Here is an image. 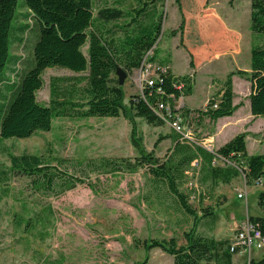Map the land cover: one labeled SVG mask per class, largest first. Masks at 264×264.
Here are the masks:
<instances>
[{"label": "rangeland", "instance_id": "1", "mask_svg": "<svg viewBox=\"0 0 264 264\" xmlns=\"http://www.w3.org/2000/svg\"><path fill=\"white\" fill-rule=\"evenodd\" d=\"M183 1L198 2L200 6L207 4L211 7L210 12L222 14L226 22L234 15L232 27L236 25L242 33V53L251 56L252 44L262 36L251 31L250 0ZM107 2L111 3V0ZM103 4L104 0H95L94 12ZM162 9L164 17L157 60L168 57L175 74L193 73L189 52L180 45L179 32L171 34V30L178 28L181 22L175 0H165ZM184 12L187 16L191 14L188 4H184ZM26 22L30 28L22 40L12 46L13 53L21 57L17 65L21 71L30 66L37 34L33 18ZM232 27L230 29H234ZM117 35H122V32L118 31ZM188 46L196 51L191 43ZM227 50L223 47L217 51ZM83 51L87 54V45ZM239 64V68L234 67L233 70L250 71L248 59ZM226 69L216 64L201 65L197 76L195 74L193 93L174 100L173 107L186 104L185 99L191 103V109L205 107L219 89L220 80L228 73ZM133 70L123 84L126 105L133 94L141 92L139 84L131 78ZM77 75L67 68L48 67L43 73V86L37 91L38 101L50 103L51 77ZM236 76L235 102L242 103L236 116L247 114L248 119L245 124L231 125L228 134L233 137L247 131L251 137V151L264 152V116L253 118L250 115L248 95L251 82L246 77ZM209 85L211 92L208 91ZM185 106L188 107L187 104ZM179 121L191 141L203 146L211 142L216 148L221 146L222 140L215 133L217 122L208 118L192 122L181 118ZM135 122V138L139 140L140 147L147 152L152 151L160 160L164 159L174 145L171 135L174 129L170 123L150 124L142 117H135ZM131 130L132 123L124 114L117 117H59L50 130L26 138L0 139V264L174 263L173 255L160 247L147 248L146 244L151 239L170 238H175L178 244L185 243L184 233L193 227L195 218L182 210L164 186L153 187L147 165L118 174L99 173L94 169L102 157L133 161L139 155L140 149L134 145ZM10 154H38L60 171L77 175L85 182L61 193L35 189L29 176L11 171ZM185 174L179 188L188 196V203L196 215L202 217L196 226L199 233L230 241L240 219L246 215L264 216V209L258 205V194L264 189L263 185L245 183L240 176L228 183L214 184L203 180L196 159ZM89 183L95 186L91 188ZM240 190L246 193L242 198L238 196ZM205 210L214 212L215 219L203 217ZM262 257L264 246L240 254V257L234 256V262L246 264L249 259Z\"/></svg>", "mask_w": 264, "mask_h": 264}, {"label": "trees", "instance_id": "2", "mask_svg": "<svg viewBox=\"0 0 264 264\" xmlns=\"http://www.w3.org/2000/svg\"><path fill=\"white\" fill-rule=\"evenodd\" d=\"M104 1L105 4L95 13V0H0V139L26 138L50 130L59 117L128 116L132 123V140L140 149L139 155L133 161L102 157L94 169L99 173L118 174L147 165L153 187L164 186L182 210L195 218L193 227L184 233L185 243L178 244L175 238L151 239L146 247H160L173 255V264H232L229 240L197 231L196 226L202 217L196 215L188 203V196L179 186L195 159L203 180L214 184L228 183L244 174L247 183L262 179L264 186V153L248 152L247 131L235 134L217 148L218 153L236 165H213L211 151L175 129L171 134L174 145L164 159L160 160L152 151L141 148L135 138V117H142L150 124H163L166 120L155 111L156 105L167 100L172 105L173 98L191 95L195 74H175L170 59L164 57L159 61L168 66L162 75L163 81L147 88L144 96L133 94L126 105L125 90L119 85L116 68L122 67L128 75L141 66L149 51H153L151 60H157L165 0ZM175 2L181 13V22L171 34L179 32L180 45L190 55V67L195 66L196 60L232 46L234 33L224 29L207 4ZM184 4L190 6L189 16L184 12ZM250 8L251 31L262 36L252 44L250 71H229L205 107L191 109L183 105L178 110L173 109L179 113V119L192 122L208 118L216 122L221 117L232 116L242 106L241 102L234 103V75L246 77L251 82L248 95L251 114L264 116V0H250ZM28 18H33L37 34L30 66L21 71L17 67L21 57L13 53L12 46L21 41L30 28L26 22ZM118 31L122 35H117ZM188 43L196 51H192ZM86 45L87 54L83 51ZM57 66L78 75L51 77L50 103L43 104L37 99V91L44 83L43 73L48 67ZM158 87L162 92H156ZM10 159L11 171L29 176L31 184L38 190L61 193L85 182L77 175L60 171L38 154H10ZM89 184L91 188L95 186ZM258 205L264 209V189L258 194ZM208 216L213 220L216 214L205 210L203 217ZM249 217L258 223L264 235V216ZM246 264H264V257L249 259Z\"/></svg>", "mask_w": 264, "mask_h": 264}, {"label": "built area", "instance_id": "3", "mask_svg": "<svg viewBox=\"0 0 264 264\" xmlns=\"http://www.w3.org/2000/svg\"><path fill=\"white\" fill-rule=\"evenodd\" d=\"M153 51H149L145 56L140 67L133 70L131 78H133L141 89L140 94L145 95L147 88H152L153 86L161 83L163 81V74L167 72L168 66L161 64L157 60H151ZM156 92H162V89L158 87ZM172 97V96H171ZM182 98V97H181ZM173 98V102H174ZM183 106V105H182ZM182 106L174 108L170 101H159L158 105L155 107V111L178 132H182L186 138L191 139L188 132H185L180 124L179 113L173 112V109L178 110ZM216 106V105H215ZM175 116V117H174ZM174 117V118H173ZM173 118V119H172ZM209 151L213 153L212 164L225 166L227 164H234L228 161L223 155L217 152V148L213 146L212 142L205 144ZM197 161V160H196ZM198 163V161H197ZM244 182L246 179L244 174L241 175ZM256 184L263 185V180L259 179L255 181ZM246 195L245 191L240 190L238 196L242 198ZM264 246V235L256 221H253L249 215H246L236 225V231L234 236L229 241V250L233 254L235 253H245L250 252L254 248L261 249Z\"/></svg>", "mask_w": 264, "mask_h": 264}, {"label": "crops", "instance_id": "4", "mask_svg": "<svg viewBox=\"0 0 264 264\" xmlns=\"http://www.w3.org/2000/svg\"><path fill=\"white\" fill-rule=\"evenodd\" d=\"M209 8V6H207ZM211 8V7H210ZM226 15V14H225ZM228 15V14H227ZM215 16L218 18V20L221 22V24L223 25L224 29L230 30L234 33V41L232 42V46L230 48H228L227 51H214L211 54L204 56L203 58H201L199 61H195L194 62V67H190L191 71H193L194 74L198 73L199 67L201 65H219V66H224L227 69V72L232 71L234 67H238L239 68V63L244 60L245 58L249 60V64H250V57L244 53H242V48H241V42H242V33L239 31V29L236 27V25L233 26V23L231 22V19L234 18V23H235V17L234 15H232L231 18H228V22H226L224 20V17L222 16V14L216 13ZM230 19V20H229ZM230 27L234 28V29H230ZM175 72V71H174ZM186 72H178V74H185ZM196 76H195V82H196ZM237 76L234 75L233 77V82H234V86H235V82ZM195 85V83H194ZM212 86V84H211ZM210 85L208 86V91H210ZM193 91H194V87H193ZM211 92V91H210ZM210 92L208 94H206V96H208L210 94ZM193 93V92H192ZM191 95H187L186 97H189ZM185 97V98H186ZM207 98V97H206ZM236 99V96L234 98V103ZM206 100V99H205ZM184 103H186L188 105V107H191V103H188L185 99ZM183 104V105H186ZM195 108H199L198 106H195ZM240 108V107H239ZM239 108L235 111V113L232 116H225V117H221L219 118L216 122H217V128H216V135L217 138L222 140L220 145L224 144L225 142H227L232 135L228 134V128L236 123H246L247 121V114L242 115V116H236L237 111L239 110ZM250 115L255 118V116H253L251 114V111H249ZM245 117V118H244ZM243 119V120H242ZM234 136V135H233ZM250 135H247V149L249 153H255L252 152L251 149L252 147L250 146ZM257 153V152H256ZM258 153H264V152H258ZM241 253L238 254H233V259H232V264H235L234 262V256H239L240 257ZM242 255V254H241Z\"/></svg>", "mask_w": 264, "mask_h": 264}, {"label": "water", "instance_id": "5", "mask_svg": "<svg viewBox=\"0 0 264 264\" xmlns=\"http://www.w3.org/2000/svg\"><path fill=\"white\" fill-rule=\"evenodd\" d=\"M116 74L118 76L119 85H123L125 78L127 77V72L122 67H117Z\"/></svg>", "mask_w": 264, "mask_h": 264}]
</instances>
